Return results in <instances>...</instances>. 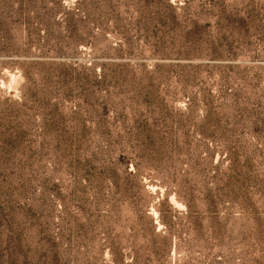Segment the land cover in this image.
<instances>
[{
	"label": "rangeland",
	"instance_id": "1",
	"mask_svg": "<svg viewBox=\"0 0 264 264\" xmlns=\"http://www.w3.org/2000/svg\"><path fill=\"white\" fill-rule=\"evenodd\" d=\"M0 264H264V0H0Z\"/></svg>",
	"mask_w": 264,
	"mask_h": 264
}]
</instances>
